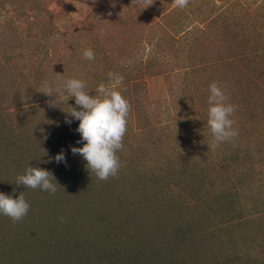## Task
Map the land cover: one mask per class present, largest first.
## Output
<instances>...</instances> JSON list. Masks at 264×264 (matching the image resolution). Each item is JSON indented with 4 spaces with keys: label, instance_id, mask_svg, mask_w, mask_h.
<instances>
[{
    "label": "rangeland",
    "instance_id": "obj_1",
    "mask_svg": "<svg viewBox=\"0 0 264 264\" xmlns=\"http://www.w3.org/2000/svg\"><path fill=\"white\" fill-rule=\"evenodd\" d=\"M0 2V192H13L25 164L48 165L58 183L54 194L27 193L22 220L2 215L0 264H169L166 228L193 218L203 229L173 249L183 264H264V0H189L183 9L173 0ZM89 48L91 61L83 57ZM108 72L123 75L131 108L122 166L101 181L70 150L83 141L65 111L79 106L67 93L39 90L62 76L84 80L95 95ZM213 82L236 106L238 131L215 149L206 123ZM61 152L71 157L64 170L46 159ZM71 173L84 180L66 197L72 189L58 178L64 184ZM148 196L167 202V214L136 207ZM156 224L163 233L148 238Z\"/></svg>",
    "mask_w": 264,
    "mask_h": 264
},
{
    "label": "clouds",
    "instance_id": "obj_2",
    "mask_svg": "<svg viewBox=\"0 0 264 264\" xmlns=\"http://www.w3.org/2000/svg\"><path fill=\"white\" fill-rule=\"evenodd\" d=\"M144 7L154 3V0H140ZM174 6L185 8L189 0H173ZM111 15V13H108ZM83 57L89 61L94 60L92 49H86ZM107 83H100L95 89V95L89 94V89L84 80L79 78L58 77L56 81H44L40 92L49 97L54 93L75 101L77 107L65 111L68 116L78 120L76 131L83 141L82 146H70L73 155H80L86 161V168L101 180L106 181L115 177L121 168L117 152L123 148V139L127 132L130 104L122 95L124 77L120 73L108 72ZM54 100L49 101V107H57ZM207 125L212 139L208 147L217 148L223 142H231L238 136V131L233 128L231 118L236 106L228 102V97L216 82L209 85L207 99ZM66 123H71L66 119ZM57 163L66 162L63 152L54 157ZM50 171L28 165L22 174H18L15 183L31 189H41L50 193L57 191V182ZM56 181V180H55ZM29 204L21 193L16 198L0 192V214L12 219L13 222L22 220L28 213Z\"/></svg>",
    "mask_w": 264,
    "mask_h": 264
},
{
    "label": "trees",
    "instance_id": "obj_3",
    "mask_svg": "<svg viewBox=\"0 0 264 264\" xmlns=\"http://www.w3.org/2000/svg\"><path fill=\"white\" fill-rule=\"evenodd\" d=\"M208 2L210 3L211 2V0H208ZM3 4H4V2H0V8L3 6ZM248 5H250V4H248ZM173 8V7H172ZM262 8H264L263 6H262ZM29 9V8H28ZM208 9H210V10H215L216 8H215V6H209V8ZM233 9H239L240 10V3H239V5L237 4V5H235L234 7H233ZM169 12V11H168ZM23 13H25L26 14V12H20L19 13V17H26V18H30V17H27L25 14H23ZM36 14H39V13H36ZM34 18H35V20L36 21H39V19L41 18V16H40V18H39V16H33ZM11 27V26H10ZM45 28L46 27H48V25H46V26H44ZM10 30L12 29V28H9ZM53 34H54V32L52 33V36H53ZM49 46H51V43L48 41V40H45V42H43V44H41V49L43 50V51H48V47ZM259 53V51H258V49L257 48H255L254 50H248L245 54H243V56L244 55H246L247 56V54H253V56H255L256 54H258ZM245 57V56H244ZM171 66V65H170ZM172 70H174V67L172 66V68H171ZM114 70V69H113ZM69 158H71V157H68L67 155L65 156V160H67V159H69ZM20 159V158H19ZM46 159L49 161V162H51V163H53V162H56L55 161V159H54V156L53 155H51V154H49L48 155V157H46ZM32 160V159H31ZM20 161H21V159H20ZM30 161V160H29ZM60 163H63V168L61 169V170H64V166L66 165L65 163L66 162H60ZM28 165H30V166H33V167H39V168H44V169H46L47 168V166H45L44 164H42V163H39V164H28ZM27 164H25L23 167H24V169H25V167H27L28 166ZM51 165V164H50ZM48 170V169H47ZM76 171H78V170H76ZM59 172H61V171H59ZM59 172H54V173H56V174H58ZM74 176V178L72 177V176ZM71 175L70 176H68L67 178H68V180H69V182L68 181H66L64 184H63V178H62V176L61 177H59L58 178V180H60V183H61V185H66V189H69V188H71L72 189V191L71 190H65L64 192L66 193V197H69V195H73V192L75 191V190H77V189H73L74 188V184L76 183V182H83V180H84V178H81V176L79 175V174H75V173H71ZM55 178V177H54ZM79 179H81V180H79ZM1 183V182H0ZM8 184H9V182H8ZM13 184V192L10 194L11 196H12V194L14 193L15 194V198L19 195V194H23L24 195V197H26V196H28V194L27 193H29L30 191H32L31 190V188H27V187H24L23 185H17L15 182L14 183H12ZM12 184H10V185H12ZM3 186V184H1V186L0 187H2ZM40 191V189H38L37 191H35L36 193H38ZM101 192H103V195L105 196V192H106V189H102L101 190ZM237 196L236 194H234L233 192H232V194L230 193V194H227L226 195V199H230V198H232L233 196ZM238 197V196H237ZM221 198H223V196H221ZM224 199V198H223ZM236 199L235 198H233V200L232 199H230V200H228L229 202H233V201H235ZM167 203V202H166ZM166 203L164 204V202H159L157 199H154L153 198V196H148V197H146V199L144 200V202H140V201H136L135 202V205H136V207H138V206H141V207H144V208H147V207H151V210L149 209V212H151L152 214H153V216H155V217H157V218H162V215L163 214H167V211H166V209H167V205H166ZM106 207V206H105ZM125 208V207H124ZM155 209V210H157V212L156 213H154L153 212V209ZM178 209V208H177ZM1 216H0V218H3L2 217V215L3 214H0ZM95 215H99V213H95ZM175 215H176V212H175ZM242 216L243 215V211L242 212H240V213H235L234 214V218H236L237 216ZM167 215H164L163 217H166ZM205 216H203V218H204ZM100 218H101V220L104 218V214H101L100 215ZM202 218V219H203ZM5 219V218H4ZM231 219H233V218H231ZM226 221V220H225ZM227 221H229L228 219H227ZM1 225V224H0ZM187 225L188 226H185V225H183V226H181V225H177V224H173L172 225V229H168V228H166V233L168 234L167 235V237L166 238H168L169 239V241H168V245H166V248L168 249V252H170V253H167V254H169V256H170V258L168 259L169 260V264H171L172 262L173 263H175V264H183V263H185V261H183V260H179L178 259V256L180 257V255H178V254H175L174 253V246L175 245H178V243H180L178 240L180 239V240H184V237H186V236H188V235H192V234H194L193 232H197L198 230H200L199 228L202 226L201 225V223H199V222H197L194 218L193 219H190V220H188V223H187ZM156 227H157V229H155V230H153L151 233L150 232H147L146 233V235L148 236V238L151 236V235H159V233H163V230L165 229V227L164 226H159V224H156L155 225ZM154 225H153V227H155ZM192 227V228H189V227ZM194 226H196L195 228H194ZM202 228V227H201ZM203 229V228H202ZM72 235V234H71ZM70 235V237H72ZM155 237H157V236H155ZM198 237H199V234H197L196 235V237L194 236V238L193 239H198ZM70 239V241H72L71 240V238H69ZM200 239H201V237H200ZM69 240H67V243L68 244H71V242H70ZM68 244H66V246L68 245ZM76 246V245H75ZM75 246H73V248H75ZM83 249V248H82ZM71 251H73L72 249L70 250V252ZM84 255V254H83ZM86 256V255H85ZM97 257L96 258H102L103 256H104V254H98V255H96ZM91 257V256H90ZM156 260V259H155ZM84 264H86V263H90L88 260H86L85 262H83ZM164 263H165V261H164ZM165 264H168L167 262L165 263Z\"/></svg>",
    "mask_w": 264,
    "mask_h": 264
}]
</instances>
